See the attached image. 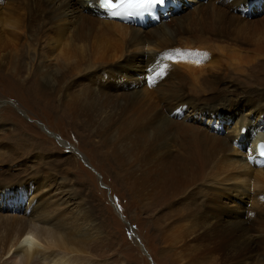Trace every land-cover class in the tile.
Instances as JSON below:
<instances>
[{
  "label": "rangeland",
  "instance_id": "rangeland-1",
  "mask_svg": "<svg viewBox=\"0 0 264 264\" xmlns=\"http://www.w3.org/2000/svg\"><path fill=\"white\" fill-rule=\"evenodd\" d=\"M198 1L208 2L182 1L172 16ZM234 1L216 2L222 11L204 7L207 17L145 44L93 31L80 18L65 22L53 0H0V202L1 190L19 195L8 186L24 194L0 214L49 209L55 227L71 231L59 250L76 256L68 249L76 246L84 264H152L135 236L153 264H264V180L242 174L254 167L249 142L264 138V123L241 111L264 120V0ZM58 33L73 40L70 53L84 46L76 70L62 69L72 54L70 40L54 47ZM232 90L244 103L229 101ZM219 113L228 122L210 130L204 114ZM239 119L250 135H234ZM222 136L225 150L216 154L232 165L219 171L198 141L217 152ZM200 160L208 163L200 180L170 179L173 168Z\"/></svg>",
  "mask_w": 264,
  "mask_h": 264
},
{
  "label": "bare ground",
  "instance_id": "bare-ground-1",
  "mask_svg": "<svg viewBox=\"0 0 264 264\" xmlns=\"http://www.w3.org/2000/svg\"><path fill=\"white\" fill-rule=\"evenodd\" d=\"M182 1L188 2V0H171L170 5H168V14L166 16V17H168V16H170V17L168 19H166V17L162 18V20L159 21V24H153L152 25V23H148L147 25H149V26L146 25L147 27H138V26H134V25H130V24H124V23L116 20L115 18L107 17L105 14L102 13V11L99 14H97L98 10L94 8V6L96 4V0H53L52 8H54L56 10L55 12L57 13V16L59 15L58 18H60V16H61V20H63V21H65L67 19L75 20L77 18H80V21L87 20L88 22L92 23V25L89 28H91L93 31H96V32H101L103 34L113 33V35H120L123 38V40L134 41L137 43L139 41V42H143L145 44H155V43L159 44L162 41L170 40L172 32H175L176 28L179 29L181 27L187 26V23L190 20L207 17L208 14L206 12H202V9H204V7H207V9H209L212 12L213 11H215V12L216 11H222V9H220L222 7V4L220 5L219 3H216V2L221 1V0H208V2H206V4H204V2H202V1H200V2L198 1L193 5L192 8L186 7L185 9H183L180 12V14L183 13V16H181V18L178 16L179 14L172 16L173 14H175L177 12V6H180ZM242 1H244V0H235L234 4L237 5L239 3H242ZM188 3H191V2H188ZM230 4L232 5V3H230ZM89 11H94L97 14V17H95L94 15L92 16L90 13H85V12H89ZM96 23H99L98 25H100V28H96V26H94ZM2 24L7 25L8 27H12V28L15 27L13 25L6 24V23L5 24L2 23ZM171 29H174V30H171ZM144 33H148V34L145 36ZM57 35L59 38L56 37V39H55L56 41L58 39L70 40L69 37L67 35H65L64 33H58ZM58 41H60V40H58ZM72 41L70 40V44L66 47L67 50L69 51V53H70V46L73 45ZM53 43H54V41H53ZM61 43L63 44L62 41L60 43L58 42L57 45H54V47L55 46L57 48L59 46L62 47ZM83 47H84L83 45L82 46L80 45V47H79L80 50H78V51L74 50L75 52H73V54H72V52L70 53V54H72L70 57H66L65 59H62V61L65 62L62 69L68 68V69H71V71L76 70L75 68L77 67V62H76L77 60H75V59L77 57H81V56L85 57L86 56L85 49ZM61 50H63V49H61ZM66 54H67V52H66ZM52 55H53V53H52ZM61 55H63V54H61ZM67 55H69V54H67ZM74 60H75V63H73ZM229 93H232V94L235 93L237 95L235 97V99L232 98V99H229V101L235 100V101H237V105L244 103V98H240L239 94L236 92V90L229 91ZM220 105H223V103L220 102L217 106H215V109H218V107ZM260 109H261V107H260ZM69 110H71V109H69ZM192 110H193V108H191L189 110L191 115L194 114L197 118L198 114H200V117H198L197 119L202 118V115H203L202 113H196V112L194 113ZM241 111L247 115L252 116V119H253L252 123L256 124L257 127H261L263 125V123H264L263 118L261 116H259V117L256 116V114L260 113L258 110H257L258 112H256V110L249 108V109H245V110L241 109ZM223 115L224 114L219 113L218 116L212 117V116H210V114H204L205 117L203 119H206V122H203V123H206L207 126L210 128V130H213V127L217 123H220V125L222 123L223 124L221 126V128H222L225 126L224 124L226 122H228V120H225V117ZM208 117H212V118H208ZM242 117L244 118V120H246L245 116H242ZM224 120H225V123H224ZM200 121H204V120L199 119L198 122L200 123ZM214 121H215V123H213ZM241 123H244L241 119L236 121L234 123V128L232 130V132L234 133V135L237 136V138H239V136H242V137L245 136L246 137V136L251 134L248 132L249 128H247L246 126H244V127L241 126L240 125ZM225 139H226V137H223V136H222V138L218 139L220 141V145L218 146L217 152H215L213 150H206L204 148V146L198 141V145L200 147V150L202 152L206 153V157L212 161V165L215 168H217L219 171H222L227 166H229L228 168L231 169L230 166L232 165L231 163L227 162V158L225 155L220 156L218 158V155L216 154V153H219L220 149L225 150V146H224V140ZM259 141L264 143V138H262V136L260 138L255 137L254 140L249 142L250 148L248 149V153H249L248 160H249V158L252 160L251 166L253 165L254 167L253 168L252 167L247 168V170H245L242 174L244 175V177H247V178L251 177V176L258 177V178H260V181H262V180H264V155H259V153L257 152V144L259 143ZM241 142H242V147H244L245 145H246V147L248 146V144H247L248 142L245 139H242ZM246 158H245V160H246ZM245 160H240V161L243 163ZM207 166H208L207 161L200 160L196 164L190 166L188 169H185L183 167L177 168V169L173 168L172 169V172H173L172 178H170V179L172 181L176 180L180 184H184L186 182H189L192 184L194 182L193 180H195V179L200 180L202 178V176L205 174V172L207 170ZM176 185H177V183L170 184L169 189L173 191V188ZM163 187L165 189H167L166 185H164V184H163ZM16 188H17V186H8L7 190H10L13 193L19 194V195H17V197L20 196L19 201H18L17 197H15V198L4 197V195H7V192H5L4 190L3 191L1 190V192L3 193V196H2L3 201L0 202L1 212L13 210L14 209L13 206L15 203L16 204L18 203L19 205H21L22 201H24V197H23L24 194L17 193ZM168 199H169V197H168ZM27 204H28V202H27ZM167 204H168V202H167ZM30 209H32V210L26 209V213H28V212L29 213L25 217H22L23 220L18 218V216L11 217L8 213L7 214H4V213L0 214V264H84V261H83L84 258L82 257L83 260H81L77 256V255H81V254H79L80 250L78 249L79 250L78 251L76 246L71 247V248L68 247L69 250L71 249V250H74L75 253L76 252L78 253L77 255L74 254L76 256H72V255H71V257L66 256L65 252H63L64 254L62 253L63 250H59L60 246H64L63 244H65L69 239V238L66 239L63 234L67 233V232L70 234L71 231L69 232L67 230V232L66 231L62 232V230H59V228H56L54 225L55 224V221H54L55 217L54 216L51 217L49 215V212H51V211H49V209H44V207L40 206V205H35V207L30 208ZM55 209L57 210V208H55ZM184 211L186 212L187 209H185ZM31 214H34V215H32L34 217L37 215L39 218L38 221L43 222L44 224H47L48 226H50L49 229H51L52 231L60 232V234H59L60 238H58L59 235L50 234V232L46 233L47 232L46 228H43L42 226H38V225L34 224L33 222H31V220H33ZM161 225H163V224H161ZM52 226H54L55 228L54 227L52 228ZM70 230H72V229H70ZM72 234H73V232H72ZM41 236L46 238V240H47L46 245L44 244L45 242H41V243L39 242L38 237H41ZM69 237L71 238V236H69ZM79 240L80 239H78L77 242ZM72 241H73V239H72ZM73 243H75V242H73ZM72 244H71V246H72ZM78 244H80V243H78ZM69 246H70V244H69ZM53 247H55V249H53ZM73 248H75V249H73ZM78 248H79V246H78ZM69 250H67V251H69ZM82 256H84V255H82ZM86 257H88V255ZM86 259L88 260V258H85V261H87Z\"/></svg>",
  "mask_w": 264,
  "mask_h": 264
},
{
  "label": "snow or ice",
  "instance_id": "snow-or-ice-1",
  "mask_svg": "<svg viewBox=\"0 0 264 264\" xmlns=\"http://www.w3.org/2000/svg\"><path fill=\"white\" fill-rule=\"evenodd\" d=\"M166 3L167 0H96L94 8L98 10L97 14L102 11L109 18L127 19L150 13L158 6ZM164 58L171 59L172 57L167 56ZM261 147L264 148V145ZM261 155H264V152H261Z\"/></svg>",
  "mask_w": 264,
  "mask_h": 264
},
{
  "label": "water",
  "instance_id": "water-1",
  "mask_svg": "<svg viewBox=\"0 0 264 264\" xmlns=\"http://www.w3.org/2000/svg\"><path fill=\"white\" fill-rule=\"evenodd\" d=\"M136 242L138 243L142 253L149 259V261L153 264V261L149 255V253L147 252L146 248L144 247V245L142 244V242L140 241V239L138 237L135 236Z\"/></svg>",
  "mask_w": 264,
  "mask_h": 264
}]
</instances>
